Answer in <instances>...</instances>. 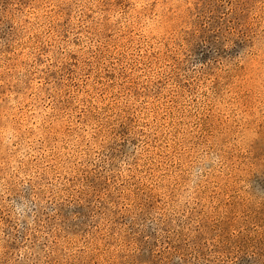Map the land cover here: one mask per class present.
I'll return each mask as SVG.
<instances>
[{
  "label": "rangeland",
  "instance_id": "374dc122",
  "mask_svg": "<svg viewBox=\"0 0 264 264\" xmlns=\"http://www.w3.org/2000/svg\"><path fill=\"white\" fill-rule=\"evenodd\" d=\"M0 264H264V0H0Z\"/></svg>",
  "mask_w": 264,
  "mask_h": 264
}]
</instances>
